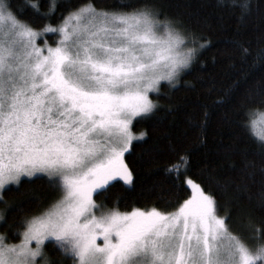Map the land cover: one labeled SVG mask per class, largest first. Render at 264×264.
<instances>
[{
	"label": "snow or ice",
	"instance_id": "snow-or-ice-1",
	"mask_svg": "<svg viewBox=\"0 0 264 264\" xmlns=\"http://www.w3.org/2000/svg\"><path fill=\"white\" fill-rule=\"evenodd\" d=\"M219 6L241 20L254 8L252 0ZM27 7L48 22L29 23L13 0H0V201L23 178H46L59 195L24 217L12 241L0 232V264H264V221L258 227L249 214L234 230L216 195L191 178L192 195L171 211H121L93 198L116 178L132 180L124 156L146 135L133 132V121L157 111L150 94L177 87L208 41L162 18L152 0L111 9L80 0L57 24V0H28ZM47 33L58 34L54 44L38 43ZM258 56L264 59V47ZM259 95L241 105L242 126L264 148V129L256 131L264 89ZM233 183L223 178L217 187ZM259 198L264 205V189Z\"/></svg>",
	"mask_w": 264,
	"mask_h": 264
},
{
	"label": "trees",
	"instance_id": "trees-1",
	"mask_svg": "<svg viewBox=\"0 0 264 264\" xmlns=\"http://www.w3.org/2000/svg\"><path fill=\"white\" fill-rule=\"evenodd\" d=\"M79 2L57 0L59 7L51 22L59 23V18ZM140 2L95 0L97 7L108 9ZM27 3L28 0H13L23 20L32 24L48 22L37 19ZM152 3L162 18L167 16L179 22L180 27L197 38L206 39L208 45L198 51L177 87H162L159 96L153 94L159 103L157 111L133 121V132L146 135L134 140L125 154L132 183L116 178L95 197L106 207L124 211L166 205L172 210L190 196L186 180L191 178L216 195L220 214H230L229 223L234 230L243 229L249 214L260 227L264 221V205L259 198L264 189V175L260 171L264 148L242 126L241 105L246 99H259V91L264 89V59L258 56L264 47V0H252L254 8L243 20L233 10L219 6V0H152ZM45 36L54 44L58 34ZM241 46L249 48L252 54L242 56ZM180 156L185 159L182 161ZM248 172L254 174L246 176ZM223 178L234 181L226 190L217 187L218 180ZM240 182L249 187L237 191L235 184ZM3 196L0 232L12 241L20 221L47 207L58 192L46 178H23L19 187L6 186ZM48 245L51 251L53 245L51 242ZM56 255L63 259L59 253ZM66 264H73L72 259Z\"/></svg>",
	"mask_w": 264,
	"mask_h": 264
},
{
	"label": "rangeland",
	"instance_id": "rangeland-1",
	"mask_svg": "<svg viewBox=\"0 0 264 264\" xmlns=\"http://www.w3.org/2000/svg\"><path fill=\"white\" fill-rule=\"evenodd\" d=\"M41 38V37H40ZM40 38H38V43H43L44 42V40L46 39L47 40V38H46V36H44L43 38H44V40H40ZM57 39H58V36H57ZM56 39V40H57ZM47 42L49 43V41L47 40ZM49 44H52V43H49ZM153 94H155V93H151L150 95H152V98H153ZM154 99V98H153ZM261 129H264V123H258L257 124V128H256V131L257 132H259V131H261ZM134 141V140H133ZM133 143V142H132ZM131 147V146H130ZM126 154V153H125ZM124 160H125V156H124ZM129 169V168H128ZM129 171L131 172V170L129 169ZM131 174H132V172H131ZM121 179V178H120ZM132 180H133V178H132ZM132 180L130 181V182H127L128 184H131L132 183ZM9 186V185H8ZM59 195V194H58ZM192 195V190H191V194H190V196ZM189 196V197H190ZM58 197V196H57ZM188 197V198H189ZM93 198L96 200V202L98 203V204H102L101 202H99L97 199H96V197H95V194H94V196H93ZM147 209V208H146ZM121 211H124V210H121ZM129 211H131V210H129ZM169 211H171V210H169ZM0 221H1V212H0ZM98 242H100V240L98 239Z\"/></svg>",
	"mask_w": 264,
	"mask_h": 264
}]
</instances>
